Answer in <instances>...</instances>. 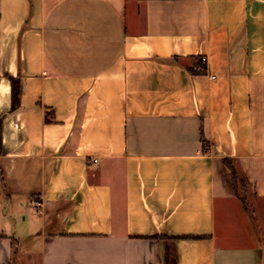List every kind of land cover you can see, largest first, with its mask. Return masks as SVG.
Masks as SVG:
<instances>
[{
	"label": "crops",
	"instance_id": "1",
	"mask_svg": "<svg viewBox=\"0 0 264 264\" xmlns=\"http://www.w3.org/2000/svg\"><path fill=\"white\" fill-rule=\"evenodd\" d=\"M0 118V264H264V0H0Z\"/></svg>",
	"mask_w": 264,
	"mask_h": 264
},
{
	"label": "trees",
	"instance_id": "2",
	"mask_svg": "<svg viewBox=\"0 0 264 264\" xmlns=\"http://www.w3.org/2000/svg\"><path fill=\"white\" fill-rule=\"evenodd\" d=\"M204 68V64L202 63V59L200 58V63L196 62L195 68L189 67L192 73L201 72ZM11 81V108H16L19 104V94H20V84L18 77L10 76ZM0 125H1V118H0ZM202 142L204 146L206 145V140L203 138ZM0 153H1V127H0ZM224 163L228 166L232 173V181L235 193L237 195H241L240 193H245V189L247 188V181L245 177L238 171L235 167L234 162L232 159L224 158Z\"/></svg>",
	"mask_w": 264,
	"mask_h": 264
},
{
	"label": "built area",
	"instance_id": "3",
	"mask_svg": "<svg viewBox=\"0 0 264 264\" xmlns=\"http://www.w3.org/2000/svg\"><path fill=\"white\" fill-rule=\"evenodd\" d=\"M202 61L205 62L206 61V57H201ZM212 78H215V75H212L211 76ZM32 203L34 206H37V207H41L42 206V198L39 196H33L32 199H31Z\"/></svg>",
	"mask_w": 264,
	"mask_h": 264
},
{
	"label": "rangeland",
	"instance_id": "4",
	"mask_svg": "<svg viewBox=\"0 0 264 264\" xmlns=\"http://www.w3.org/2000/svg\"><path fill=\"white\" fill-rule=\"evenodd\" d=\"M239 235V237H240V239H242L243 237H247V236H245L246 234L245 233H243V234H238ZM261 238H264V235H258V237H255V239L254 238H249V239H251V240H253V241H257V242H260L261 240H262V243L264 242V239H261Z\"/></svg>",
	"mask_w": 264,
	"mask_h": 264
}]
</instances>
